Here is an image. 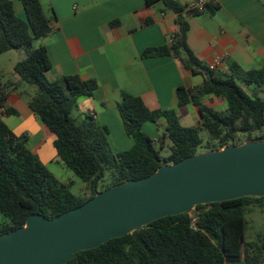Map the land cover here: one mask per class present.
Masks as SVG:
<instances>
[{
  "label": "trees",
  "instance_id": "16d2710c",
  "mask_svg": "<svg viewBox=\"0 0 264 264\" xmlns=\"http://www.w3.org/2000/svg\"><path fill=\"white\" fill-rule=\"evenodd\" d=\"M25 10L20 18L14 0H0V56L23 51L13 72H0V109L17 111L8 103L18 92L39 121L55 135V161L86 184L85 197L74 194L39 155L28 147L29 134L17 136L0 119V234L25 225L30 215L53 218L92 198L97 192L131 179L154 173L163 163L177 162L203 151L235 143L264 140V65L245 69L236 62L226 72L212 69L188 44L190 17L203 11L177 0H145L149 7L176 15L177 31L166 44L146 48L143 58L172 56L203 82L179 86V107L194 105L199 121L184 125L174 109H150L144 100L122 93L118 109L134 145L115 152L110 131L93 116L77 123L71 116L81 96H92L99 83L79 74L54 73L47 46L42 42L54 30L52 19L40 0H19ZM206 9L214 11L212 4ZM114 20L111 25L119 24ZM151 19L145 22L150 25ZM212 97L225 102L217 108ZM166 121L163 126L160 121ZM146 122L163 127L156 142L143 130ZM202 131L208 136L204 137ZM169 153L164 154V141ZM264 197H241L199 204L192 210L160 218L101 246L76 252L65 264H264V239L248 241L247 213L262 207Z\"/></svg>",
  "mask_w": 264,
  "mask_h": 264
},
{
  "label": "crops",
  "instance_id": "0c3cea01",
  "mask_svg": "<svg viewBox=\"0 0 264 264\" xmlns=\"http://www.w3.org/2000/svg\"><path fill=\"white\" fill-rule=\"evenodd\" d=\"M52 19L54 30L42 42L47 46L54 73L79 74L83 79L95 78L98 87L92 96H81L71 116L77 123L86 115L107 126L109 141L115 152L130 149L133 137L125 130L118 103L123 92L140 96L152 109H174L179 118L182 109L194 125L199 121L197 108L179 107L177 88L193 87L203 76L185 69L172 56L143 58L149 47L166 44L177 31L176 15L162 12L161 6L149 7L145 0H40ZM183 5L193 0H177ZM215 8L190 17L188 44L200 60L228 71L236 62L245 69L264 65V0H212ZM15 12L25 18L22 3L14 0ZM151 19L150 25L145 22ZM114 20L120 23L111 25ZM15 65V64H14ZM0 72L3 67L0 64ZM217 102V104H216ZM8 103L17 112L0 109L4 120L17 135L29 134L28 147L41 161L52 165L50 171L63 183H72L66 168L55 161V135L30 109L27 99L18 92ZM212 105L225 106L212 97ZM160 123L165 126L166 121ZM144 132L156 142L161 133L155 123L146 122ZM169 145L165 139L164 146Z\"/></svg>",
  "mask_w": 264,
  "mask_h": 264
},
{
  "label": "water",
  "instance_id": "95a60500",
  "mask_svg": "<svg viewBox=\"0 0 264 264\" xmlns=\"http://www.w3.org/2000/svg\"><path fill=\"white\" fill-rule=\"evenodd\" d=\"M264 197V140L229 144L115 184L53 218L34 213L0 234V264H65L160 218L199 204Z\"/></svg>",
  "mask_w": 264,
  "mask_h": 264
},
{
  "label": "rangeland",
  "instance_id": "374dc122",
  "mask_svg": "<svg viewBox=\"0 0 264 264\" xmlns=\"http://www.w3.org/2000/svg\"><path fill=\"white\" fill-rule=\"evenodd\" d=\"M16 1V0H15ZM18 1V0H17ZM25 56V53L23 51H16L12 50L9 52H6L5 54L0 56V64L3 67V73L4 76L8 77L12 72L14 68V64L22 59ZM217 104V102H216ZM223 107V106H219ZM188 109H182L180 113V120L184 125H190L192 124V118L188 116L187 114ZM74 119V117H73ZM75 120V119H74ZM159 132L163 134V127L159 128ZM202 135L204 137H207L208 134L206 131H202ZM29 146V145H28ZM199 150L202 152L203 148H199ZM168 145L165 146V150L163 153L166 155L169 152ZM50 169H52V165H49ZM68 172V176L70 179H72V184L70 186L71 191L80 197H85V189L86 184L83 182L78 176H76L72 171L66 169ZM262 203V207H255L252 209L250 213H247V220L249 222L247 231H246V237L248 241H254L257 240L259 237H262L264 239V202ZM2 217H0L1 221Z\"/></svg>",
  "mask_w": 264,
  "mask_h": 264
},
{
  "label": "built area",
  "instance_id": "2783aa9c",
  "mask_svg": "<svg viewBox=\"0 0 264 264\" xmlns=\"http://www.w3.org/2000/svg\"><path fill=\"white\" fill-rule=\"evenodd\" d=\"M210 1L212 0H193L191 3H190V7L191 8H195V9H198L199 11H204L205 8H206V4L209 3ZM174 37V36H173ZM172 37V38H173ZM217 64L218 62H214L212 64H210V67L212 69L216 68L217 67Z\"/></svg>",
  "mask_w": 264,
  "mask_h": 264
}]
</instances>
